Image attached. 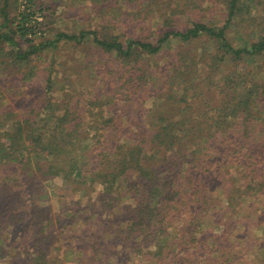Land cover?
Masks as SVG:
<instances>
[{"label":"trees","instance_id":"1","mask_svg":"<svg viewBox=\"0 0 264 264\" xmlns=\"http://www.w3.org/2000/svg\"><path fill=\"white\" fill-rule=\"evenodd\" d=\"M16 2L1 263L264 264V0H64L74 30Z\"/></svg>","mask_w":264,"mask_h":264},{"label":"rangeland","instance_id":"2","mask_svg":"<svg viewBox=\"0 0 264 264\" xmlns=\"http://www.w3.org/2000/svg\"><path fill=\"white\" fill-rule=\"evenodd\" d=\"M44 1V5H43V9L41 11V9H39L38 4H40L42 2V0H38L36 7H35V11L36 13H34V15L36 16V18L38 20L43 18V15H48L51 13L52 9L47 7L48 6H52V1L54 2V0H43ZM55 7L57 9V12H55V14L52 16V18L54 17L51 26L55 27V28H60V29H70L72 28L74 29H78L79 25H81L83 23V21L77 16L74 15V13H69V17H67L66 12V3L64 4V0H57V2H55ZM31 3L27 2V0H17L16 3H13L12 8H11V15L16 14V10L18 8L23 9L26 8V6H29ZM47 8H46V7ZM71 47H69V45H66L63 49V51L61 52V56H59V59H62L63 57H66L67 54L71 53L72 49H70ZM40 59V58H39ZM54 205V204H53ZM240 226V225H239ZM264 232V230L258 231L256 233H254L256 237H263L264 238V234L262 233ZM246 255H248V253H246ZM249 256H252V252L249 253ZM8 257L7 256H3L0 257V264H5L8 262ZM251 260V258H250ZM1 262H5V263H1ZM251 262V261H250ZM134 264H139V258H135L134 259Z\"/></svg>","mask_w":264,"mask_h":264}]
</instances>
